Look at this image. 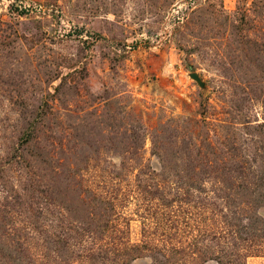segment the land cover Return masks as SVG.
<instances>
[{
	"label": "rangeland",
	"instance_id": "obj_1",
	"mask_svg": "<svg viewBox=\"0 0 264 264\" xmlns=\"http://www.w3.org/2000/svg\"><path fill=\"white\" fill-rule=\"evenodd\" d=\"M0 264H264V0H0Z\"/></svg>",
	"mask_w": 264,
	"mask_h": 264
},
{
	"label": "water",
	"instance_id": "obj_2",
	"mask_svg": "<svg viewBox=\"0 0 264 264\" xmlns=\"http://www.w3.org/2000/svg\"><path fill=\"white\" fill-rule=\"evenodd\" d=\"M192 77H193L194 79H196L197 81H200V78H199V76H198L197 73H193V74H192Z\"/></svg>",
	"mask_w": 264,
	"mask_h": 264
}]
</instances>
